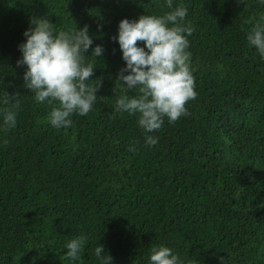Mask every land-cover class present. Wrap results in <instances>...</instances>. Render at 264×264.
Segmentation results:
<instances>
[{
    "label": "trees",
    "instance_id": "obj_1",
    "mask_svg": "<svg viewBox=\"0 0 264 264\" xmlns=\"http://www.w3.org/2000/svg\"><path fill=\"white\" fill-rule=\"evenodd\" d=\"M177 4L193 29L196 96L149 147L136 116L114 111L125 62L113 37L122 18L163 15L164 0H0V95L19 102L15 127L0 129V264H97V243L112 264H148L160 244L185 264H264V60L246 40L264 5ZM33 16L57 30L87 25L103 49L97 102L66 129L47 122L51 106L17 64ZM79 235L84 252L70 262L65 245Z\"/></svg>",
    "mask_w": 264,
    "mask_h": 264
},
{
    "label": "clouds",
    "instance_id": "obj_2",
    "mask_svg": "<svg viewBox=\"0 0 264 264\" xmlns=\"http://www.w3.org/2000/svg\"><path fill=\"white\" fill-rule=\"evenodd\" d=\"M257 3L264 5V0ZM164 4L168 11L163 15L144 13L135 19H120L113 37L125 62L117 76L116 86L123 87L115 100L114 111L136 116L137 127L144 133L149 147L159 139L150 133L162 127L165 117L172 123L186 115L187 101L196 96L187 51L188 36L193 31L185 22L188 10L183 4L174 6V0H164ZM23 35L25 40L18 44L21 57L17 64L26 66L23 73L26 88L36 102L51 106L46 120L53 128L71 127L74 115L87 116L97 102L100 81L93 79L92 73L95 58L102 55V46H92L87 25L57 30L45 17H31L30 27ZM246 40L264 60V18L251 26ZM90 46L91 54L84 55ZM133 90L136 94L129 95ZM0 105L7 106L0 107V129L15 127L19 102L10 104L5 93L0 95ZM86 241L84 235L70 239L65 245L66 259L80 260ZM93 255L97 264H112V256L99 243ZM148 264L185 262L170 247L160 244L151 246Z\"/></svg>",
    "mask_w": 264,
    "mask_h": 264
}]
</instances>
